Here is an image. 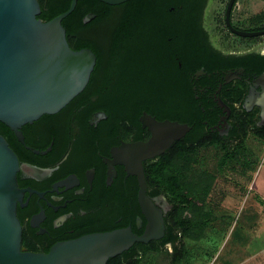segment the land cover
<instances>
[{"label":"flooded vegetation","instance_id":"flooded-vegetation-1","mask_svg":"<svg viewBox=\"0 0 264 264\" xmlns=\"http://www.w3.org/2000/svg\"><path fill=\"white\" fill-rule=\"evenodd\" d=\"M260 1L264 2L235 0L233 26L250 31L264 29L259 20L252 18L264 10L256 7ZM228 2L205 0L203 5L202 11L212 14L208 25L203 23L211 48L226 56L264 55V40H257L264 35L243 37L228 28ZM254 8L256 12L247 13ZM220 13L226 33L218 36ZM111 67V62H102L97 89L95 84L90 85L57 113L44 114L24 124L20 128L23 139L12 128L0 125L1 134L20 162L18 182L24 193L17 213L22 225V247L27 251L47 253L57 243L118 228L130 226L138 235L147 229L148 219L139 200V176L124 161L126 146L151 137L141 120L144 113L158 120L174 119L163 114L160 118L145 107L129 109L127 101L132 94L119 76L106 77L112 73L108 70ZM216 74L212 77L204 67L195 72L191 78L194 98L200 105L209 103V109L203 107L202 111L214 118L209 125L213 134L236 144L237 119L248 122L252 118L255 126H264V70L236 64ZM215 84L218 88L213 87ZM225 90L230 91L231 99H237L242 91L241 101L222 98ZM109 96L117 99L112 113L105 102ZM218 97L231 107L230 111L219 104ZM255 126L249 127L254 130ZM158 157L143 161L147 196L162 211L166 226L164 235L150 242L172 246L175 231L170 228V218L174 203L167 192L150 184L146 174V165ZM166 239L170 241L165 242Z\"/></svg>","mask_w":264,"mask_h":264},{"label":"trees","instance_id":"trees-1","mask_svg":"<svg viewBox=\"0 0 264 264\" xmlns=\"http://www.w3.org/2000/svg\"><path fill=\"white\" fill-rule=\"evenodd\" d=\"M39 2L42 10L38 17L48 21L67 11L72 0ZM204 3L205 0H128L111 5L101 0H78L74 11L62 20L71 47H88L97 55L91 83L85 90L94 84L97 89L102 62H111L108 70L112 73H107L106 77L117 75L123 79L122 83L132 94L127 101L129 109L145 107L160 118L163 114L192 126L184 138L146 165L150 184L167 192L174 203L170 228L175 234L172 240L168 238L173 243L174 254L180 249V232L191 236L194 231L209 226L214 215V211L206 207L213 178L205 184L200 180V186L188 180L187 170L195 155L205 147L215 146L222 155L219 164L224 167L240 155L250 160L251 155L245 153L249 151L245 143L249 131L264 139V126H255L252 118L248 122L239 118L237 143L233 146L234 143L210 130L214 118L202 111L203 107L209 109V103L200 105L194 98L191 78L200 68L204 67L212 77L236 64L254 66L259 72L264 70V55L226 56L211 48L201 20ZM90 13L96 17L85 22ZM252 18L255 22L259 20L260 28H264V10ZM213 87L218 88V85ZM230 94L225 90L222 98L240 102L243 96L242 91L237 99H231ZM116 100L114 96L105 99L110 113L115 109ZM0 125L7 127L3 122ZM250 125L255 126L254 130ZM241 163L244 166L247 162ZM182 211L192 212V216H181ZM168 239L165 242L170 241ZM160 247L164 245L155 241L137 242L133 251L129 249L110 258L107 264H136L143 253Z\"/></svg>","mask_w":264,"mask_h":264},{"label":"water","instance_id":"water-1","mask_svg":"<svg viewBox=\"0 0 264 264\" xmlns=\"http://www.w3.org/2000/svg\"><path fill=\"white\" fill-rule=\"evenodd\" d=\"M119 5L128 0H101ZM70 8L44 21L39 18V0H0V122L16 131L44 114H54L64 108L88 85L97 63V55L88 47L73 49L62 20L76 8ZM229 0L225 23L237 35L255 37L264 35V29L240 30L232 24ZM96 17L92 13L85 22ZM264 78V74L262 75ZM219 104L228 111L221 97ZM264 118V105L262 108ZM144 127L152 135L147 141L126 146L125 163L139 176V200L148 219L144 234H136L124 227L92 233L60 242L47 253L27 251L22 247V225L18 217V202L24 191L18 182L20 162L8 140L0 133V264H107L129 250L137 242L149 243L160 239L165 231L163 213L147 196V182L143 161L165 153L176 140L192 129L188 123L177 120H158L144 113Z\"/></svg>","mask_w":264,"mask_h":264},{"label":"rangeland","instance_id":"rangeland-1","mask_svg":"<svg viewBox=\"0 0 264 264\" xmlns=\"http://www.w3.org/2000/svg\"><path fill=\"white\" fill-rule=\"evenodd\" d=\"M256 7L264 9V2ZM211 16L208 10L202 11V23L208 25ZM219 16L218 36L226 33L222 13ZM245 143L250 160L240 155L224 167L215 146L195 155L187 170L188 180L200 186V180L213 178V188L206 196V207L214 211L211 224L191 236L183 232L178 253L174 254L173 246L151 248L136 264H264V139L249 131ZM241 162L247 163L242 166ZM180 215L192 216V212Z\"/></svg>","mask_w":264,"mask_h":264},{"label":"crops","instance_id":"crops-1","mask_svg":"<svg viewBox=\"0 0 264 264\" xmlns=\"http://www.w3.org/2000/svg\"><path fill=\"white\" fill-rule=\"evenodd\" d=\"M260 43H261V42H260ZM262 43H264V41H263Z\"/></svg>","mask_w":264,"mask_h":264}]
</instances>
